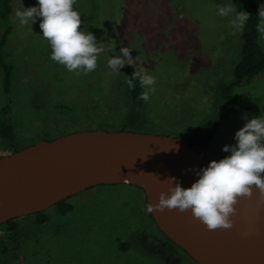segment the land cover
<instances>
[{
    "label": "rangeland",
    "instance_id": "1",
    "mask_svg": "<svg viewBox=\"0 0 264 264\" xmlns=\"http://www.w3.org/2000/svg\"><path fill=\"white\" fill-rule=\"evenodd\" d=\"M121 1L76 0L80 28L104 45L97 68L85 75L50 59L39 27L42 18L24 26L16 21L15 10L34 6L37 0H10L14 32L6 56L15 66L10 114L17 137L10 145L0 144V155L71 131L121 129L126 108L118 103H123L125 91L120 73L107 65L120 47H129L134 64L156 77V92L144 102L137 122L125 129L178 138L187 130L206 129L199 149L209 160H218L227 154L223 146L235 143V132L247 122L245 115L248 119L264 115L263 72L234 87L237 102L226 117H220L215 88L227 73L226 55H236L238 32L231 17L217 15L216 9L233 5L230 0H129L126 6ZM121 24L126 28L118 32ZM258 41L264 45L259 36ZM231 63L232 58L227 69ZM57 100L72 111L60 115L54 110ZM105 101L108 106L117 103L119 111L100 109ZM4 102L0 69V107ZM67 201L72 207L64 214H58L56 205L44 211L49 217L44 226L27 227L34 215L20 217L24 226L18 245L0 253V264H157L134 241L162 237L146 211L140 188L122 182L100 185ZM121 238L131 241L127 251L118 247ZM179 255L181 264H196L182 251Z\"/></svg>",
    "mask_w": 264,
    "mask_h": 264
},
{
    "label": "water",
    "instance_id": "2",
    "mask_svg": "<svg viewBox=\"0 0 264 264\" xmlns=\"http://www.w3.org/2000/svg\"><path fill=\"white\" fill-rule=\"evenodd\" d=\"M168 134L99 127L71 131L0 156V225L44 212L90 187L140 188L146 207L169 176L188 187L209 156ZM231 229L208 230L188 212L149 213L157 229L196 264H264V196L239 198ZM250 234L242 237L241 232Z\"/></svg>",
    "mask_w": 264,
    "mask_h": 264
},
{
    "label": "clouds",
    "instance_id": "3",
    "mask_svg": "<svg viewBox=\"0 0 264 264\" xmlns=\"http://www.w3.org/2000/svg\"><path fill=\"white\" fill-rule=\"evenodd\" d=\"M75 4L76 0H37L34 6L17 8L14 17L21 26L32 25L37 18H42L39 27L42 38L50 47V59L69 72L86 75L97 68L104 45L92 32L80 28L81 13ZM216 14L231 17L235 31H240L250 19V13L237 11L231 4L217 6ZM256 18L255 30L259 39L264 41V3L260 5ZM130 50L129 47H120L118 54L107 60L108 67L119 72L126 64L133 65L136 61ZM134 82L142 88L138 98L148 102L151 94L156 92V77L143 67H134L125 81L130 91L135 90ZM245 118L247 122L234 134L235 143L223 146L225 156L210 160L207 166L196 171L197 179L188 187L181 186L177 177L169 176L165 181L167 191L159 193L155 204L149 202L146 211H190L192 217L210 231L231 229L239 198L251 197L254 188L264 196V115L250 119L245 115ZM240 234L247 237L250 230Z\"/></svg>",
    "mask_w": 264,
    "mask_h": 264
},
{
    "label": "trees",
    "instance_id": "4",
    "mask_svg": "<svg viewBox=\"0 0 264 264\" xmlns=\"http://www.w3.org/2000/svg\"><path fill=\"white\" fill-rule=\"evenodd\" d=\"M129 0H122L123 5L126 6V2ZM234 7L239 10H245L250 13L249 21L243 26L240 31H237V37L235 41L236 48L234 53L235 56L231 57L233 63L229 69H227L228 63L231 60L229 53L226 55V60L224 66L227 71L217 83L215 88V96L218 103L221 105V118L227 116L230 108L234 106L237 102L233 90L234 87L244 84L253 76H258L264 72V45L262 46L258 41V33L255 30V24L257 23L258 9L264 0H230ZM12 3L10 0H0V69H1V88L5 96V102L0 107V144L6 143L8 145L14 142L17 137L14 133V126L10 114L11 105L13 102L12 96V82L14 80L15 66L12 61H10L6 56V48L9 43V36L14 32L13 23L11 20ZM126 25L121 24L117 29L118 32L126 28ZM125 27V28H124ZM117 33V32H116ZM115 39V35H114ZM115 41V40H114ZM210 63V62H209ZM211 65V64H209ZM134 67L137 65L133 64L131 66L125 65L120 73L123 82L124 95L121 100L123 103H118L119 107L125 109V121L122 123L121 129L133 126L140 116L141 108L144 101L140 100L139 93L142 91L138 82L136 84L135 90L130 91L127 87L125 81L131 76ZM223 66H221L222 68ZM220 70V69H219ZM218 70V71H219ZM217 71V70H216ZM228 73H231L232 79L226 77ZM100 103V109L113 107L114 110H118L117 103ZM56 103V104H55ZM54 110L58 111L60 115H66L71 112V106L65 104L59 100L55 102ZM107 105V106H106ZM121 108V109H122ZM207 130H187L181 133V140H185L188 144L192 145L195 142H200L203 140ZM16 150V149H15ZM117 184V183H116ZM95 187V186H94ZM92 188V187H90ZM58 208V214H64L69 211L72 204L67 200L60 201L56 204ZM150 216V215H149ZM15 218L7 220L5 223L0 225L3 234L0 235V253L7 254L9 248L16 247L18 245L19 230L22 228V223ZM49 222V217L44 212H37L34 214L33 220L27 225V227L33 226H44ZM163 235V234H162ZM137 242L139 248L143 251L145 250L149 256H151L152 261H156L157 264H181L183 258L179 255V249L175 244H173L164 235L163 237H158L155 235L150 236V238H145L144 240L136 238L134 240ZM118 247L122 251H127L131 245V241L123 240L122 238L117 241ZM8 251V252H7Z\"/></svg>",
    "mask_w": 264,
    "mask_h": 264
},
{
    "label": "flooded vegetation",
    "instance_id": "5",
    "mask_svg": "<svg viewBox=\"0 0 264 264\" xmlns=\"http://www.w3.org/2000/svg\"><path fill=\"white\" fill-rule=\"evenodd\" d=\"M201 142H202V140L200 141V142H195L193 145L196 147V148H198L199 149V146L201 145ZM200 151H201V149H199ZM202 153H204L203 151H201ZM205 154V153H204ZM206 155V154H205ZM160 234H161V236L163 237V235H162V233L159 231V230H157Z\"/></svg>",
    "mask_w": 264,
    "mask_h": 264
},
{
    "label": "built area",
    "instance_id": "6",
    "mask_svg": "<svg viewBox=\"0 0 264 264\" xmlns=\"http://www.w3.org/2000/svg\"><path fill=\"white\" fill-rule=\"evenodd\" d=\"M1 156V155H0Z\"/></svg>",
    "mask_w": 264,
    "mask_h": 264
}]
</instances>
